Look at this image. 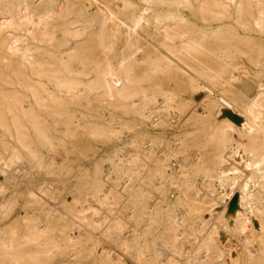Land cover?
<instances>
[{
  "label": "rangeland",
  "instance_id": "rangeland-1",
  "mask_svg": "<svg viewBox=\"0 0 264 264\" xmlns=\"http://www.w3.org/2000/svg\"><path fill=\"white\" fill-rule=\"evenodd\" d=\"M116 2L114 15L105 9L113 22L92 30L106 40L120 28L121 46L136 51L134 70H111L112 92L124 100L112 95L102 118L84 104L67 108L79 119L73 128L99 130L71 138L59 123L42 139L0 136V264H264V207L251 217L243 187L249 156L234 155L232 143L214 156L217 137L250 134L245 113L260 98L264 122V33L210 17L214 8ZM130 12L146 17L141 28L122 16ZM155 13L210 50L169 48V56L161 48V56L148 20ZM132 29L138 40L126 36ZM61 50L54 55L73 53ZM158 59L171 67L148 70Z\"/></svg>",
  "mask_w": 264,
  "mask_h": 264
},
{
  "label": "bare ground",
  "instance_id": "bare-ground-1",
  "mask_svg": "<svg viewBox=\"0 0 264 264\" xmlns=\"http://www.w3.org/2000/svg\"><path fill=\"white\" fill-rule=\"evenodd\" d=\"M121 1L123 6L130 10L134 9L131 5L135 2L153 10L163 7H195L201 14L207 11L210 13V9L214 8L217 11L210 14V17L235 20L264 33V0ZM117 8L116 0H0V136L13 139L32 136L42 139L49 136V132L55 130V124L59 123L65 124L69 131L67 136L71 138L81 134H94L99 130L94 122L87 125L76 124L73 128L72 123L79 119L69 118V115L75 113L67 111V108L84 104L92 109L97 117L102 118L103 114H108L112 95L124 100L120 92H112L111 70H134L136 51L132 47L121 46L122 38L118 37L123 32L120 28L114 29L115 35L112 33L106 40L98 38L99 33L92 30L95 24L110 25L113 21L106 15L105 9L114 15ZM90 11H95L96 14ZM131 13L133 12L124 13L122 16L135 19L137 23L134 26L141 28L138 19L142 21L146 17ZM150 19L156 24L155 36L159 47L157 52L161 56H164V52L169 56L173 55L169 48L187 56H193L199 50H210L193 38L187 37L192 32L189 31L191 29L181 31L177 27L172 28L174 24H169L167 16L155 13L148 18ZM179 21L181 17H177L173 22ZM76 24L81 25L80 30L69 28ZM126 36L139 39L138 33L133 29ZM200 36L203 39L206 34L201 33ZM105 42L115 44L102 45ZM61 49L73 52L67 56L68 60L63 55H54L56 50L62 51ZM86 51H90L88 55L84 54ZM160 62L159 59L150 61L148 70H167L171 67L167 62ZM73 67L78 68L76 70ZM228 67L234 70L235 64H229ZM116 80L118 82V77ZM263 87L264 84L258 83L257 88ZM135 96L130 94L125 97L129 101L128 105H136ZM260 101L261 98L255 100L250 105L249 112L245 113L251 131L247 137L243 138L237 133L222 135L217 137L214 145L216 157L221 156L224 149L230 146L229 143L233 144L231 149L234 155L242 153L249 156L246 168L250 171L244 176L243 187L244 194L250 201L248 210L253 218L255 212H262L264 207V122L259 120V108L263 106ZM220 102L230 107L227 100L221 98ZM146 103L148 102L145 101L143 107L147 106ZM145 109L141 110V115H144ZM47 123H51L52 127H48ZM235 137L239 139L238 142H235ZM30 236L29 238H32ZM36 237L33 235L32 239Z\"/></svg>",
  "mask_w": 264,
  "mask_h": 264
}]
</instances>
